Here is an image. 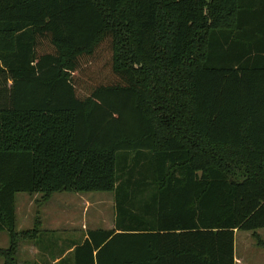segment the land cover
I'll return each instance as SVG.
<instances>
[{
  "label": "trees",
  "instance_id": "16d2710c",
  "mask_svg": "<svg viewBox=\"0 0 264 264\" xmlns=\"http://www.w3.org/2000/svg\"><path fill=\"white\" fill-rule=\"evenodd\" d=\"M0 81L3 264L47 233L19 193L115 194L75 264H235L264 229V0H0Z\"/></svg>",
  "mask_w": 264,
  "mask_h": 264
},
{
  "label": "rangeland",
  "instance_id": "374dc122",
  "mask_svg": "<svg viewBox=\"0 0 264 264\" xmlns=\"http://www.w3.org/2000/svg\"><path fill=\"white\" fill-rule=\"evenodd\" d=\"M107 58V52L103 49L94 58L83 63L80 75L88 80L86 82L89 85L99 84L107 78L105 76ZM10 86L11 82L3 86V82L0 81L2 90L10 89ZM114 196L113 192L57 193L48 202H41L40 194H17L15 198L16 230L22 232L33 229L35 223L40 222L41 232H52L49 233L50 237L44 234L40 242L44 246V239L52 238L51 246L46 245V250H38L30 242L18 255V262L20 264H53V258L57 253H63L74 243L80 242L85 234L87 235V231L112 229L115 217ZM254 234L264 241V229L254 232L239 231L235 235L236 258L242 264H264V249L257 246ZM58 238L62 239L61 244L59 247H54V240ZM9 246L8 234L0 232V248ZM2 262L0 259V264ZM70 262L67 258L63 264Z\"/></svg>",
  "mask_w": 264,
  "mask_h": 264
},
{
  "label": "crops",
  "instance_id": "0c3cea01",
  "mask_svg": "<svg viewBox=\"0 0 264 264\" xmlns=\"http://www.w3.org/2000/svg\"><path fill=\"white\" fill-rule=\"evenodd\" d=\"M255 4V3H254ZM247 29V33L250 35V36H254V32L252 31V27L251 29L248 30ZM115 207V206H114ZM115 218H116V213H115V217H114V224H113V228L112 229H105V230H113L114 229V225H115ZM37 223H35L36 225ZM35 227V226H34ZM41 228V227H40ZM34 229V228H33ZM27 230H32V229H27ZM97 230V229H96ZM26 231V230H25ZM23 232V231H22ZM44 232H47L45 235L47 237H50L49 233H52L51 231H44ZM89 233V231H87ZM88 233L87 235L85 234V236L81 239L80 242H77V243H74L69 249L63 251L64 253H57L55 255V257L53 258V261L54 263L53 264H63L64 262V259L67 257L69 258V260L71 261L69 264H75V253H74V250L77 246H80L84 243V241L88 238ZM237 231H235V235H236ZM45 241V244L44 246L42 245V243H37L36 240L34 241H22L19 245V253L18 255H20V253L25 249L24 246L27 245L31 242L33 247H36L38 250L41 249V250H46V245L48 246H51L52 245V238L50 239H44ZM61 241L62 239L58 238V239H55L54 240V243H53V246L54 247H59V245L61 244ZM27 242V243H26ZM32 247V246H30ZM32 247V249H33ZM18 257V256H17ZM63 262V263H62ZM3 264V262H2ZM35 264V263H34ZM235 264H242V262H240L239 259L236 258V251H235Z\"/></svg>",
  "mask_w": 264,
  "mask_h": 264
}]
</instances>
